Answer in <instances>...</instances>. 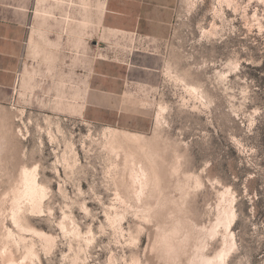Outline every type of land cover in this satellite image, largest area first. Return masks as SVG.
Returning <instances> with one entry per match:
<instances>
[{
    "label": "rangeland",
    "instance_id": "1",
    "mask_svg": "<svg viewBox=\"0 0 264 264\" xmlns=\"http://www.w3.org/2000/svg\"><path fill=\"white\" fill-rule=\"evenodd\" d=\"M105 1L0 0L29 24L0 102V264H264V0H178L161 40L103 27Z\"/></svg>",
    "mask_w": 264,
    "mask_h": 264
},
{
    "label": "crops",
    "instance_id": "2",
    "mask_svg": "<svg viewBox=\"0 0 264 264\" xmlns=\"http://www.w3.org/2000/svg\"><path fill=\"white\" fill-rule=\"evenodd\" d=\"M178 0H106L102 16L103 27L127 34H138L144 39L166 38L175 19ZM29 24L25 20H0V102L12 98L17 83L21 59L25 54ZM121 70V69H120ZM113 61L96 64V75L104 82L97 86L102 93L118 95L117 87L122 72ZM125 85V84H124Z\"/></svg>",
    "mask_w": 264,
    "mask_h": 264
},
{
    "label": "bare ground",
    "instance_id": "3",
    "mask_svg": "<svg viewBox=\"0 0 264 264\" xmlns=\"http://www.w3.org/2000/svg\"><path fill=\"white\" fill-rule=\"evenodd\" d=\"M79 108V107H78ZM73 111H75V106H74V108H73ZM82 111V110H81ZM75 112H77V111H75ZM81 115H82V113H81ZM116 135L117 136H120V134H118V133H116ZM133 135H135V134H133ZM133 138H134V136H132ZM35 173V172H34ZM34 173L32 172V171H29V170H27V169H24V171L22 172V174H23V180H24V182H23V184L25 183L26 184V188H25V190H24V193L25 194H27V195H32V191L33 190H35V192L37 191V183H36V178H35V176H36V174L34 175ZM39 188V187H38ZM39 190H41L40 188H39ZM37 194V193H36ZM35 194V195H36ZM21 195V194H20ZM23 195V194H22ZM39 198V197H38ZM17 209V208H16ZM231 212V211H230ZM233 212V211H232ZM231 214V213H230ZM230 216V215H229ZM232 217V216H231ZM45 236V235H44ZM223 253H224V251H223ZM205 264H208V260H207V262H206V260H205V262H204Z\"/></svg>",
    "mask_w": 264,
    "mask_h": 264
},
{
    "label": "built area",
    "instance_id": "4",
    "mask_svg": "<svg viewBox=\"0 0 264 264\" xmlns=\"http://www.w3.org/2000/svg\"><path fill=\"white\" fill-rule=\"evenodd\" d=\"M134 35H136V36H137L138 34H134ZM138 36H139V35H138ZM140 37H141V36H140Z\"/></svg>",
    "mask_w": 264,
    "mask_h": 264
}]
</instances>
